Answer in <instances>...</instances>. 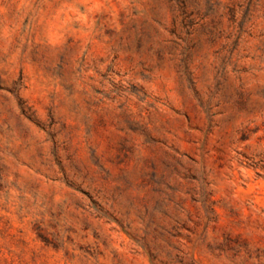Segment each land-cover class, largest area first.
Here are the masks:
<instances>
[{
  "label": "rangeland",
  "instance_id": "374dc122",
  "mask_svg": "<svg viewBox=\"0 0 264 264\" xmlns=\"http://www.w3.org/2000/svg\"><path fill=\"white\" fill-rule=\"evenodd\" d=\"M0 264H264V0H0Z\"/></svg>",
  "mask_w": 264,
  "mask_h": 264
}]
</instances>
